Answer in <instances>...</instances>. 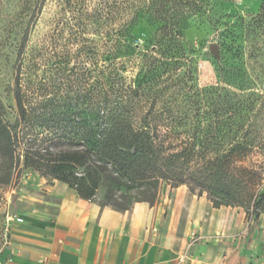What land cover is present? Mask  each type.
Masks as SVG:
<instances>
[{
  "label": "trees",
  "instance_id": "trees-1",
  "mask_svg": "<svg viewBox=\"0 0 264 264\" xmlns=\"http://www.w3.org/2000/svg\"><path fill=\"white\" fill-rule=\"evenodd\" d=\"M23 1L13 20L23 34L15 43L20 56L46 4ZM82 1L63 4L74 20L73 35H95L90 85L75 102L70 93L47 97L41 79L33 89L37 97L26 102L22 89L31 87L21 83L19 65L15 122L6 120L0 102V184H8L23 162L49 181L68 184L81 198L121 212L136 202L154 205L164 183L187 185L199 195L206 192L215 207L244 208L258 223L264 181L239 164L237 143L248 135H235V107L242 116L251 103H235V68L219 69L215 84L200 85L172 0H100L92 8ZM259 17L264 20V4ZM142 20L155 27L147 48L134 43L131 32ZM52 66L68 68L61 62ZM137 66L132 78L128 68Z\"/></svg>",
  "mask_w": 264,
  "mask_h": 264
},
{
  "label": "rangeland",
  "instance_id": "rangeland-1",
  "mask_svg": "<svg viewBox=\"0 0 264 264\" xmlns=\"http://www.w3.org/2000/svg\"><path fill=\"white\" fill-rule=\"evenodd\" d=\"M63 1L46 0L42 14L31 29L27 49L20 56L15 43L23 34L20 29L13 28V20L22 12L24 1L0 0V102L5 107V117L9 122L18 118L15 92L20 64H23L21 83H29L31 87L28 91L24 87L22 89L26 102L37 97L38 92L33 89L41 79H46L48 87L43 90L48 93L47 97H63L70 93L75 102L90 85V69L96 55L95 35L87 33L80 38L73 35L74 20ZM99 1L82 2L92 8ZM263 4L264 0L169 2L176 11V19L185 24V48L194 58V71L200 85L215 84L219 69L235 68V103L238 100L251 103L242 116L236 114L235 107V135H248L237 143L241 153L239 164L250 167L257 181H264V20L259 17ZM154 30L155 27L147 20H142L131 30L133 42L143 48L149 47L154 42ZM102 43L98 41L101 49L104 48ZM213 44L219 46V57L211 50ZM33 47L37 50L32 53ZM59 62L68 65V68L63 71L53 68L52 65ZM138 69V66L130 67L127 74L133 78ZM241 118L244 120L242 127ZM51 131H57V127ZM65 143L70 146V142ZM40 181L52 183L57 180L49 181L22 162L15 168L12 180L8 184H0V264H16V258L23 256L26 248L43 242L33 236L24 216L54 214L56 204L51 201L46 208L40 202L34 204L23 199L19 193L20 188ZM168 189L164 183L160 191L166 193ZM11 204L16 206L13 215L9 214ZM18 217L23 221H18ZM248 220L250 227L253 219ZM258 226L260 229L264 227V215H261Z\"/></svg>",
  "mask_w": 264,
  "mask_h": 264
},
{
  "label": "crops",
  "instance_id": "crops-1",
  "mask_svg": "<svg viewBox=\"0 0 264 264\" xmlns=\"http://www.w3.org/2000/svg\"><path fill=\"white\" fill-rule=\"evenodd\" d=\"M168 188L154 205L136 202L121 212L81 198L61 181L24 186L23 199L46 208L54 201L56 212L24 216L43 242L15 263L264 264V227H249L241 207H215L187 185ZM194 234L199 239L190 245Z\"/></svg>",
  "mask_w": 264,
  "mask_h": 264
},
{
  "label": "water",
  "instance_id": "water-1",
  "mask_svg": "<svg viewBox=\"0 0 264 264\" xmlns=\"http://www.w3.org/2000/svg\"><path fill=\"white\" fill-rule=\"evenodd\" d=\"M211 50L213 51L216 57H219L220 52H219V46L217 44L211 45ZM15 211H16L15 204H11L9 207V214L13 215Z\"/></svg>",
  "mask_w": 264,
  "mask_h": 264
},
{
  "label": "built area",
  "instance_id": "built-area-1",
  "mask_svg": "<svg viewBox=\"0 0 264 264\" xmlns=\"http://www.w3.org/2000/svg\"><path fill=\"white\" fill-rule=\"evenodd\" d=\"M10 219H13V216H10ZM18 221H23V219L21 217L17 218ZM199 239V237L197 236V234H194L193 236V241L190 243V245H192L193 243H195L197 240ZM186 256H183L180 258V260H184Z\"/></svg>",
  "mask_w": 264,
  "mask_h": 264
},
{
  "label": "bare ground",
  "instance_id": "bare-ground-1",
  "mask_svg": "<svg viewBox=\"0 0 264 264\" xmlns=\"http://www.w3.org/2000/svg\"><path fill=\"white\" fill-rule=\"evenodd\" d=\"M23 219V218H22Z\"/></svg>",
  "mask_w": 264,
  "mask_h": 264
}]
</instances>
